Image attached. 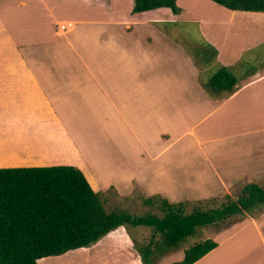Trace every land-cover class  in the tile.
Here are the masks:
<instances>
[{
    "label": "crops",
    "instance_id": "0c3cea01",
    "mask_svg": "<svg viewBox=\"0 0 264 264\" xmlns=\"http://www.w3.org/2000/svg\"><path fill=\"white\" fill-rule=\"evenodd\" d=\"M175 5L132 14V0H0V168L72 165L94 191L122 196L136 187L168 202L256 181L250 173L264 172V12L212 0ZM187 43L213 47L214 62L235 67L237 87L208 97L198 81L206 69ZM190 147L207 165L194 184L184 176ZM163 171L184 183H159ZM131 238L117 227L72 249L70 264L101 254L141 264ZM208 238L216 245L191 264H264V211ZM182 255L177 248L154 264Z\"/></svg>",
    "mask_w": 264,
    "mask_h": 264
},
{
    "label": "trees",
    "instance_id": "16d2710c",
    "mask_svg": "<svg viewBox=\"0 0 264 264\" xmlns=\"http://www.w3.org/2000/svg\"><path fill=\"white\" fill-rule=\"evenodd\" d=\"M212 1L231 10L264 12V0ZM158 7L178 11L175 0H132L130 13ZM188 48L193 63L199 70L206 69L198 81L208 97L229 94L237 87L240 77L235 67L214 62L213 47L193 45L197 55L191 46ZM152 200L157 201L160 215L105 209L102 193L92 190L72 165L1 167L0 264H37L41 257L89 246L120 225L152 229L147 242H133V247L141 264H154L161 255L195 237L198 229L216 226L234 215L250 214L264 205V182L243 184L234 200L227 199L216 207L202 208L197 202L186 210V201L168 202L157 195L145 198L146 202ZM215 245L208 237L196 240L183 247L180 261L171 264H191Z\"/></svg>",
    "mask_w": 264,
    "mask_h": 264
},
{
    "label": "rangeland",
    "instance_id": "374dc122",
    "mask_svg": "<svg viewBox=\"0 0 264 264\" xmlns=\"http://www.w3.org/2000/svg\"><path fill=\"white\" fill-rule=\"evenodd\" d=\"M195 32H196L195 26L192 25L191 34L193 37H195V35H196ZM187 44L191 46V51L193 52V54L197 55L198 52L195 50V48H192L193 45H197V44H195V43L194 44L187 43ZM189 151H190V155L192 154L191 159H193V160H190V162H189L190 165L188 164V168L190 169V172L185 173L184 176L186 175V177L190 178V180L194 184L197 181L196 168L200 167L203 170V169L207 168V165L205 164V162H202L201 155L199 153L194 152L193 147H190ZM187 157L188 156H182L181 155V158L183 160H185V159L188 160ZM176 158L178 159V157H176ZM187 162L188 161H186V163ZM182 164H185V163H182ZM186 167H187V165L185 166V168ZM177 170H180V169H177ZM173 172L174 171H169V172L163 171V172H161L163 177L160 176V179H164V180H159V183H172V184L175 183V185H173L172 187H173V189L175 188L177 190V188L180 187L179 183H184V179L180 176L181 173H180V175H178L176 173V171L174 173ZM250 174L252 176H258V177H255L257 180L254 182H256L258 185L263 184L264 172H251ZM173 175H174L175 179L173 178ZM206 175H207V173H202V176L205 177ZM242 175L244 176V178H246L248 176L247 174H242ZM150 183H156V182L150 181ZM199 184L200 185H207L206 188L209 191H213L218 187V183H208V184L199 183ZM242 185H243V183H235L229 189V193L225 194L224 196L222 195V196H212V197H208V198L195 199V200H183V201L187 202V207L185 209L188 210L190 205L195 204L197 202H199V204L202 208L220 206V204L227 201V199L234 200L236 198V196L238 195L239 190H240ZM181 186H183V185H181ZM118 188H119L118 189L119 193L125 192V188H124L123 184ZM195 189H198V188H195ZM202 189H204V186L199 188V190H202ZM98 192L102 193V202H103V206L105 209L115 207L118 209L125 210L131 214H143V213H153L156 215L161 214L159 208L157 207V205H158L157 201L152 200V202H146L145 198L148 196H145L142 193H140L136 187H134L132 189L131 193H129L127 195H122V196L117 195L115 193V191L113 189H110V188H108L107 190L100 189V190H98ZM193 192H195V191L193 190ZM263 211H264V205H261V206L254 208L250 214L243 213L241 215H234V216H231L230 218H228L227 220H224V221L218 223V225H216V226L211 225V226L200 228V229H198L197 235L195 237H190V238L186 239L184 242H182L181 245H179L178 249H181V248L187 246L188 244H191L192 242H194L196 240H201V239H204L206 237H209L210 233L213 230H216V229L226 225L227 223H229V220L231 221V220L239 219V218L246 217V216H256ZM118 227H123L125 229V231L131 235L132 247H133V242L134 243H145L150 239V237L152 235V229L149 227L128 226V225H126V226L120 225ZM157 237H158V234H154V238H157ZM133 249H134V247H133ZM75 256H76L75 251L72 250V251H68V252L62 254L58 258L49 257L47 259H44V260H42V263L43 264H70L72 262L71 257L73 258ZM80 260H84V264H119L118 261L116 262V259L114 258V256L110 257V255H105L103 257V254H101V257H99V256L87 257V256L83 255L82 257H80Z\"/></svg>",
    "mask_w": 264,
    "mask_h": 264
},
{
    "label": "built area",
    "instance_id": "2783aa9c",
    "mask_svg": "<svg viewBox=\"0 0 264 264\" xmlns=\"http://www.w3.org/2000/svg\"><path fill=\"white\" fill-rule=\"evenodd\" d=\"M62 26H60V28H61Z\"/></svg>",
    "mask_w": 264,
    "mask_h": 264
}]
</instances>
